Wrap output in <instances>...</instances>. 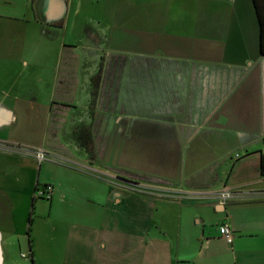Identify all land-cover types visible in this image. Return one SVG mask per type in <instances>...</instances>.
<instances>
[{
    "label": "crops",
    "instance_id": "1",
    "mask_svg": "<svg viewBox=\"0 0 264 264\" xmlns=\"http://www.w3.org/2000/svg\"><path fill=\"white\" fill-rule=\"evenodd\" d=\"M259 44L253 0H0V264H264Z\"/></svg>",
    "mask_w": 264,
    "mask_h": 264
},
{
    "label": "rangeland",
    "instance_id": "2",
    "mask_svg": "<svg viewBox=\"0 0 264 264\" xmlns=\"http://www.w3.org/2000/svg\"><path fill=\"white\" fill-rule=\"evenodd\" d=\"M81 131L80 133H82ZM82 139L81 143L90 147L91 141L86 140L85 135H79ZM84 137V138H83ZM113 146L110 147L111 151H117L119 142L115 139L111 141ZM262 146V138L261 136L255 134L244 140L239 141H225L222 142L221 147L217 149L220 150V153L228 154V153H236L241 150H253ZM205 153L213 152V150L205 149ZM122 161L125 162V167L130 168L131 170H137L142 172H147L149 170L161 172L166 175V171L168 168L166 166V155L167 150L165 149H156L155 147H149L147 144L142 143L140 141H127L126 143L122 142ZM111 158L110 166H114V162ZM134 173V172H133ZM135 174V173H134ZM129 183H133L129 181ZM27 233V232H26ZM14 259L17 263L24 264V261L21 257H19L20 252L16 251L14 253Z\"/></svg>",
    "mask_w": 264,
    "mask_h": 264
},
{
    "label": "trees",
    "instance_id": "3",
    "mask_svg": "<svg viewBox=\"0 0 264 264\" xmlns=\"http://www.w3.org/2000/svg\"><path fill=\"white\" fill-rule=\"evenodd\" d=\"M253 4L255 7V11L258 17L259 21V27H260V54L264 55V0H253ZM99 75L95 76L93 79V82L98 80ZM264 141V137H263ZM260 174L264 176V155L260 156ZM33 207H34V197L32 198V203H31V210L29 212L28 216V228H27V236H30V224L32 221V215H33ZM30 243V240H29ZM31 263H33V260H31Z\"/></svg>",
    "mask_w": 264,
    "mask_h": 264
},
{
    "label": "built area",
    "instance_id": "4",
    "mask_svg": "<svg viewBox=\"0 0 264 264\" xmlns=\"http://www.w3.org/2000/svg\"><path fill=\"white\" fill-rule=\"evenodd\" d=\"M34 156L35 158H37V160L42 161L46 158L45 156L47 155L45 154V152L41 150H36L34 152ZM50 193H51V187H48V186L46 187L44 191L41 192L42 195L47 196V197H49ZM231 195L232 193L229 190L225 189L220 194H217L216 197L219 200H222V199H227L231 197ZM219 232H220L221 237L225 240L227 244L232 243V232L226 225H221L219 227Z\"/></svg>",
    "mask_w": 264,
    "mask_h": 264
},
{
    "label": "water",
    "instance_id": "5",
    "mask_svg": "<svg viewBox=\"0 0 264 264\" xmlns=\"http://www.w3.org/2000/svg\"><path fill=\"white\" fill-rule=\"evenodd\" d=\"M219 208V207H218Z\"/></svg>",
    "mask_w": 264,
    "mask_h": 264
}]
</instances>
